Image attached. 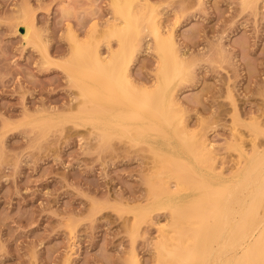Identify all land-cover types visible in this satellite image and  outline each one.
I'll use <instances>...</instances> for the list:
<instances>
[{"label":"rangeland","instance_id":"rangeland-1","mask_svg":"<svg viewBox=\"0 0 264 264\" xmlns=\"http://www.w3.org/2000/svg\"><path fill=\"white\" fill-rule=\"evenodd\" d=\"M150 1L186 53L184 80L176 78L186 121L216 145V164L231 176L241 145L264 149V0ZM19 17L34 19L42 45L16 30ZM112 18L110 0H0V264H65L68 256L72 264H129L135 253L157 264L171 212L137 217L130 209L149 204L152 185L176 189L182 179L189 196L216 181L172 175L135 132L102 142L91 126L31 124L52 109L76 113L80 90L48 60L64 65L71 34L96 42ZM144 28L131 70L151 85L159 58ZM107 44L101 39L104 54Z\"/></svg>","mask_w":264,"mask_h":264},{"label":"bare ground","instance_id":"bare-ground-1","mask_svg":"<svg viewBox=\"0 0 264 264\" xmlns=\"http://www.w3.org/2000/svg\"><path fill=\"white\" fill-rule=\"evenodd\" d=\"M257 1L245 0V5ZM110 6L113 18L101 37L108 43L107 54L101 50V39L86 44L71 34V59L64 65L48 60L63 67L80 90L82 100L70 106L76 113L52 109L34 117L31 124L48 129L67 123L91 126L102 142L135 132L165 160L164 167L172 175L196 177L195 185L203 176L214 177L211 188L197 186L189 196L181 194L182 179L176 189L167 182L152 185L149 204L130 209L137 217L144 210L171 212L172 230L159 246L157 264H264V149L254 141L251 151L241 145L243 161L231 176L226 175L225 167L216 164V145L205 134L193 132L186 121L176 80H184L185 60L174 29L164 30L150 0H110ZM144 23L159 58L151 85L137 83L131 70ZM15 27L28 43L42 45L32 17L17 18ZM113 39L117 49L110 46ZM167 138L170 143L164 141ZM242 172L234 186L233 178ZM65 264H72L71 256ZM129 264H141L136 253Z\"/></svg>","mask_w":264,"mask_h":264}]
</instances>
